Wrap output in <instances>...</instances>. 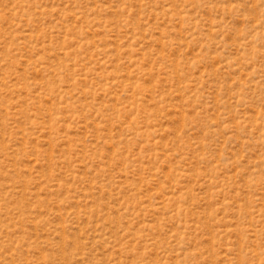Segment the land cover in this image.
<instances>
[{"label":"rangeland","instance_id":"obj_1","mask_svg":"<svg viewBox=\"0 0 264 264\" xmlns=\"http://www.w3.org/2000/svg\"><path fill=\"white\" fill-rule=\"evenodd\" d=\"M0 264H264V0H0Z\"/></svg>","mask_w":264,"mask_h":264}]
</instances>
